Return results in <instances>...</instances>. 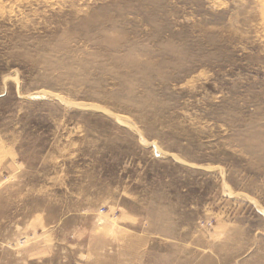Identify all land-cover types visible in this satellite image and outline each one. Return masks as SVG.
<instances>
[{
    "label": "rangeland",
    "instance_id": "374dc122",
    "mask_svg": "<svg viewBox=\"0 0 264 264\" xmlns=\"http://www.w3.org/2000/svg\"><path fill=\"white\" fill-rule=\"evenodd\" d=\"M0 264H264V0H0Z\"/></svg>",
    "mask_w": 264,
    "mask_h": 264
}]
</instances>
